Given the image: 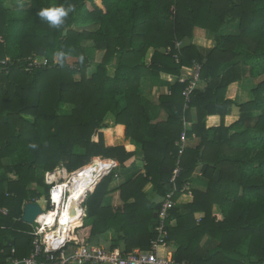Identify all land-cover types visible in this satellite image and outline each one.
<instances>
[{"label":"trees","instance_id":"trees-1","mask_svg":"<svg viewBox=\"0 0 264 264\" xmlns=\"http://www.w3.org/2000/svg\"><path fill=\"white\" fill-rule=\"evenodd\" d=\"M11 1L0 0V264L34 252L35 227L21 218L25 205L49 196L47 173L115 166L104 160L123 167L138 149L144 173L121 182V206L108 203L116 170L87 197L89 221L76 230L82 242L122 245L125 256L149 251L161 203L147 188L164 199L179 161L168 220L173 258L264 264V0H19L21 10ZM61 4L76 11L60 28L36 16ZM196 31L214 45L194 44ZM30 59L49 64L32 68ZM194 63L200 83L184 112L189 83L178 79ZM147 81L159 85L156 106L143 95ZM235 83L241 90L230 99ZM184 116L192 126L179 156ZM114 134L131 144L115 146ZM187 183L192 195L182 191ZM206 238L216 250L204 249Z\"/></svg>","mask_w":264,"mask_h":264},{"label":"built area","instance_id":"built-area-1","mask_svg":"<svg viewBox=\"0 0 264 264\" xmlns=\"http://www.w3.org/2000/svg\"><path fill=\"white\" fill-rule=\"evenodd\" d=\"M182 48L181 43H177L176 49L180 50ZM178 59V56H176ZM1 65H6V61L0 62ZM49 64L47 59H30L29 67L32 68H41L43 66H47ZM202 65L199 63H194L193 69L186 70V73L183 74L182 77L178 79L179 83L186 84L189 83L187 88L185 89L183 96L185 98L184 102V112L189 109L192 95L200 83V75H201ZM174 81V79H173ZM183 126L184 130L180 137V155L181 156L188 146V130H190L192 123L188 122L187 119L183 118ZM180 162L178 161V166L173 172V176L171 179V183L174 186L173 191L169 192L166 197L163 199L161 207L158 212V223L156 226V238L151 241V249L149 251H136L135 253L125 256L119 250H107L103 247L91 246L87 243H82L78 239H70L69 237L66 239L65 243L57 249H51L50 246L44 240V236L46 234V230L43 232V222L39 221V218L46 217L50 212L56 210L59 206H63L62 203L65 200L70 198V192L65 189L64 195L62 197V201L60 205L55 203L54 196L57 193V189L60 186L66 185V183L71 181V176L76 174L78 171L73 173H68L65 168L59 167L54 172H49L45 175V182L48 186H50L49 196L42 197L40 199H35L32 203L39 204L41 202L45 203V207L40 205L44 210V213L39 216L36 220L33 227H35L34 233H32L36 239L34 240V252L32 255L24 259L20 260H11V264H190L188 262H178L173 258L172 252H170V248L167 243L168 238V220L170 218L171 211L177 206V202L174 200L177 192L176 179L179 177L181 173ZM112 172V169L106 173L109 175ZM116 177H118L116 175ZM183 192L188 195H192V184L187 183L183 190ZM90 190L84 195L83 199L79 203V209L82 212V219L86 218L85 216V208L84 204L88 193ZM49 199V202L47 200ZM48 205L52 207L51 210H48ZM26 206V205H25ZM24 206V207H25ZM3 214H7L8 211L2 210ZM22 220V218H21ZM58 218L56 219V221ZM57 225L52 228L50 231L56 230L59 225L58 221ZM77 228V227H76ZM74 228V230L76 229ZM46 229H50V227H46ZM70 236V235H69ZM167 253L163 255L161 250H167ZM15 253V250H12ZM44 258V260H40V258ZM240 264H250L247 262H241Z\"/></svg>","mask_w":264,"mask_h":264},{"label":"crops","instance_id":"crops-1","mask_svg":"<svg viewBox=\"0 0 264 264\" xmlns=\"http://www.w3.org/2000/svg\"><path fill=\"white\" fill-rule=\"evenodd\" d=\"M197 32V31H196ZM198 32H204V31H201V30H199ZM197 32V34H196V36H195V39H194V44H196V45H198V46H201V47H204V48H210V47H212L213 45H214V43H213V40H212V38L211 37H208L207 36V34L206 33H198ZM200 34V35H199ZM239 85V83H235V84H233L230 88H229V91H228V94H227V97L228 98H230V99H235L236 97H237V93H238V86ZM159 94L160 93V90H159V85L158 84H152V83H150V82H145L144 83V85H143V95H144V97L149 101V102H151L154 106H156V105H158L157 103L155 104V98H159V96H156L155 97V95L156 94ZM165 118V113L163 112V111H161V112H159V114H158V116L156 117V119L157 120H163ZM113 144L115 145V146H127V145H130L131 143H130V141L129 140H126L125 138H123V137H117L115 134L113 135ZM193 144H197V141H193ZM96 159H101V158H96ZM104 161H112L114 164H115V166L112 168V171L113 170H116L117 172H118V177H116L117 178V180L110 186V191H111V193H110V195L108 196V203L110 204V205H112L113 207H118V206H121L123 203H122V201H121V199H120V193H119V191H118V187L120 186V184H121V182H123V181H125V180H127L128 179V177H130V176H132V175H135V174H137V173H139V172H142V173H144V170H143V167H144V162L142 161V153L139 151V149H138V156L136 157V158H134V159H132L131 161H129V162H127L126 164H125V166H120V164H119V162L118 161H115V160H104ZM93 162V161H92ZM91 162V163H92ZM132 165H134L135 167H133L132 168ZM87 167V166H86ZM85 168V167H84ZM81 170V169H80ZM82 171V170H81ZM80 172V171H79ZM78 172V173H79ZM77 174V173H76ZM76 174H74V175H76ZM198 175H199V173H198ZM107 175H106V173L102 176V179L104 178V177H106ZM102 179L100 180V182L102 181ZM99 182V183H100ZM98 183V184H99ZM97 184V183H96ZM95 184V185H96ZM200 186L201 188H204V186L201 184V183H197V182H195V184H194V187L195 186ZM97 187V186H96ZM95 187H94V189H92V190H90V192L88 193V196H89V194H92L94 191H95ZM89 191V190H88ZM87 191V192H88ZM147 191L150 193V197L154 200V201H156V202H160L161 204H162V201H163V199H159V197L158 196H156L154 193H153V190L151 189V187H148L147 188ZM86 192V193H87ZM87 196V197H88ZM70 199H71V197L68 199V200H66V201H64L63 203H62V205L63 206H61L62 207V209L63 210H65V208H64V206H65V204L66 203H68V202H70ZM87 199V198H86ZM86 202V201H85ZM42 203H44V202H42ZM71 204H73V203H71L70 202V205ZM42 205H45V204H42ZM73 208H74V205H71L70 206V211H69V214L70 215H72L73 214ZM84 208H85V210H86V212H85V217L86 218H83L82 219V212H81V222H80V224L77 226V228L75 229V230H73V232L71 233V234H73V235H75V237H76V239L78 240L79 239V237L77 236V234H76V230L78 229V228H80V227H82L83 225H85L89 220H88V217H87V207H86V205L84 204ZM158 214V213H157ZM23 216V215H22ZM158 216V215H157ZM44 217H41L40 219H39V221H41L42 219H43ZM57 225V223L52 227V228H54L55 226ZM58 225H59V227L58 228H61V225L58 223ZM52 228H50V229H52ZM54 231V230H53ZM50 232V231H49ZM70 235V232L68 233V237L70 238V239H74V238H71V236H69ZM112 239H116V234L115 233H113L112 234ZM80 240V239H79ZM64 242H65V240H64ZM64 242H63V244H64ZM80 242H82L81 240H80ZM82 243H87V244H89V245H91V246H96V247H103L104 249H107V250H112V249H110V246H106V245H98V244H96V243H92V242H89V241H86V242H82ZM170 249V252H172V254L174 253V251H175V247H169ZM114 250H119L121 253H124V248H123V246L122 245H120L119 247H117V248H115ZM136 251H142V250H135V251H133V253H135ZM167 251H168V249L167 250H165V254L167 253ZM132 253V254H133ZM164 254V255H165Z\"/></svg>","mask_w":264,"mask_h":264},{"label":"bare ground","instance_id":"bare-ground-1","mask_svg":"<svg viewBox=\"0 0 264 264\" xmlns=\"http://www.w3.org/2000/svg\"><path fill=\"white\" fill-rule=\"evenodd\" d=\"M111 168L102 165H93L82 171H78L76 175L71 176V181L66 183L64 186H60L57 189V193L54 196L55 203L60 205L62 197L64 195L65 189L70 192V202L74 205L73 214L70 215V202L66 203L62 209L59 206L56 210L50 212L46 217H44L40 222H43L44 232L46 227L52 228L56 222L61 225V228H57L54 231H47L44 240L50 246L51 249L60 248L63 245L64 240L68 238V233L70 232L71 238L76 239L75 235L71 234L75 227H77L81 222V211L79 209V203L83 199L84 195L88 190L94 189L95 184L102 178V176L107 173ZM66 201V200H65ZM64 202V201H63ZM58 220L56 221V219ZM40 219V218H39ZM65 243V242H64Z\"/></svg>","mask_w":264,"mask_h":264},{"label":"clouds","instance_id":"clouds-1","mask_svg":"<svg viewBox=\"0 0 264 264\" xmlns=\"http://www.w3.org/2000/svg\"><path fill=\"white\" fill-rule=\"evenodd\" d=\"M76 8L73 4H61L58 7L42 8L36 16L39 20L48 23L52 28H60L65 24L66 19L70 14L74 13ZM32 148H36L35 144L30 145Z\"/></svg>","mask_w":264,"mask_h":264},{"label":"rangeland","instance_id":"rangeland-1","mask_svg":"<svg viewBox=\"0 0 264 264\" xmlns=\"http://www.w3.org/2000/svg\"><path fill=\"white\" fill-rule=\"evenodd\" d=\"M10 5L12 7V9L16 10V9H24V7H26V4H25V1H19V0H13L10 2ZM90 54L91 56H93L94 58V62H98L100 59H101V53L99 52H96L95 50L93 49H90ZM74 65V64H73ZM95 70V66H92L90 69H89V73L88 75H91L93 73V71ZM238 87V90L240 89L241 90V86L240 84L237 86ZM237 90V91H238ZM156 96H160V93L156 94ZM158 99L159 98H155V104L157 103L158 104ZM161 112V111H159ZM197 189H204V188H201L200 186H195ZM34 189L36 188L35 186L33 187ZM47 202H49V199L47 200ZM45 207V205H43ZM52 209V207H51ZM51 229H46V231H50ZM217 246H218V243L210 238H206L203 242V247L204 249L208 250V251H214L217 249ZM161 253L164 255L165 254V250H161Z\"/></svg>","mask_w":264,"mask_h":264},{"label":"water","instance_id":"water-1","mask_svg":"<svg viewBox=\"0 0 264 264\" xmlns=\"http://www.w3.org/2000/svg\"><path fill=\"white\" fill-rule=\"evenodd\" d=\"M66 34H67V31L64 32V35H66ZM82 169H84V168H82ZM100 180L94 186L95 188L98 185V183L100 182ZM43 213H44V210L42 209V207L39 204L29 203L24 207L22 221L29 224L30 226H33L35 224L36 220L39 218V216L42 215ZM157 217L158 216L156 214L155 218H157Z\"/></svg>","mask_w":264,"mask_h":264}]
</instances>
